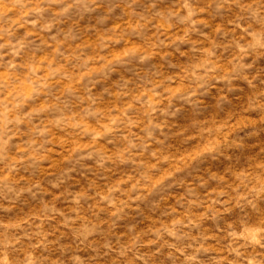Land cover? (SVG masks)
<instances>
[{
  "label": "clouds",
  "instance_id": "obj_1",
  "mask_svg": "<svg viewBox=\"0 0 264 264\" xmlns=\"http://www.w3.org/2000/svg\"><path fill=\"white\" fill-rule=\"evenodd\" d=\"M136 4L137 0H119L107 7L104 19L117 7L123 14L119 23L99 32L95 41L76 42L75 18L97 12L103 0H36L25 12L37 16L26 23L33 29L40 25L39 32L28 35H37L50 51L39 56L36 51L26 54L25 63L16 62L24 53V42L11 45V53H5L13 59L0 74V200L4 201L0 208L11 212L22 197H35L37 192L51 199L43 202V216L32 212L0 223V264H94L108 256L111 264H156L155 258L165 248L173 264H194L204 244H196V237H191V243H182L190 237L191 229L233 210L260 218L239 228L228 225V252L235 259H222L227 264H264V160L245 168L196 175L188 181L183 195L175 198L176 204L186 206L185 211L170 205L165 212L169 219L155 221L148 230L154 238H144L147 234L140 232L119 247L110 243L100 248L86 245L100 227L89 213L98 216L99 208L108 209L113 199L119 206L134 184L146 189L172 187L178 175L196 172L209 160L223 156L234 133L246 122L231 116L199 118L176 133L181 146L166 151L153 148L163 143L156 133L163 134L167 126L159 117L173 116L184 107L196 109L209 89L220 85L226 90L219 101L227 102L233 82L239 80L252 90L243 112L260 114L257 120L247 122L264 123V79L260 73L250 74L256 61L264 59V0H203L202 6L199 0H177V6L166 11L154 2L137 11ZM10 7L5 5V10ZM47 12L52 18L41 24ZM67 22L71 23L66 32L61 29L49 39L43 37V32ZM60 35L63 39H57ZM181 46L190 47L182 50ZM176 54L186 60L174 62ZM157 57L160 63L156 70L141 75V66ZM133 66L136 71L127 72V78L121 76L113 89L104 90L113 98L105 103L95 92L97 85ZM19 69L25 71L21 74ZM22 125H27L28 131L22 132ZM13 140L19 142L13 144ZM104 142L120 146L110 151ZM93 157L98 158V169L112 171L105 166L131 160L144 171L116 176L102 186L93 180L79 191L64 187L69 173L75 171L64 165ZM45 161L48 166L39 167ZM210 183L212 187H208ZM200 188H207L203 196ZM134 195L129 194V198ZM61 199L71 207L58 208ZM193 207L203 211L193 213ZM57 217L53 232L42 231L45 221ZM61 229L71 232L74 244L59 245L60 237L49 239L56 232L64 236ZM51 245H59L60 255L53 257L51 253L57 249ZM85 246L95 255L81 256ZM69 249L71 254L65 260Z\"/></svg>",
  "mask_w": 264,
  "mask_h": 264
},
{
  "label": "rangeland",
  "instance_id": "obj_2",
  "mask_svg": "<svg viewBox=\"0 0 264 264\" xmlns=\"http://www.w3.org/2000/svg\"><path fill=\"white\" fill-rule=\"evenodd\" d=\"M36 2V0H0V45H6L7 47L0 48V74L3 73L7 62L12 60L13 57L5 55V53H11V45L19 44L24 42L26 48L21 57L16 59L17 63H25L27 55L33 51L39 56L44 51H50V49L44 48L41 45V40L37 35H28L29 32H39L40 25L36 29L32 28L30 22L36 19L37 16L34 13L25 15V12ZM155 3L158 9L169 10L174 9L177 6V0H137L136 10L142 11L150 3ZM192 3H197V0H190ZM119 3V0H103V7L95 13H85L82 16H77L75 19L78 21L75 29V35L77 36L76 42L84 40H96L97 34L103 32L105 29L111 27L115 23L120 22V17L123 14V9L117 7L113 13L104 19L105 10L107 7ZM202 6L203 0H199ZM5 5L11 6L9 10H5ZM51 12L43 14V20L41 24L50 20ZM67 22L54 28L51 32H43L42 35L45 39H49L53 34L61 29L67 31L69 24ZM207 31V29H204ZM57 39H63V35L57 37ZM29 41L34 43L29 44ZM10 42V44H9ZM190 46H181L182 50H187ZM91 52V49H86ZM126 54V53H125ZM119 55V53H117ZM174 62L181 63L186 60V57H181L176 54L173 58ZM159 57L154 61L141 66L139 69L141 75L145 73H151L155 71L159 65ZM136 67L133 66L130 69L121 70L120 74H114L108 81L98 84L95 92L98 95H102L105 103H110L112 97H110L104 90L113 89L118 82H121V76L127 78V72L136 71ZM174 69H170L173 71ZM21 74L25 69L18 70ZM260 73L261 79H264V59L256 61L254 67L250 69V74ZM259 84V81H257ZM233 91L228 93V101L220 102L219 97L224 89L223 85L217 86L214 89H209L207 94L202 97L201 103L196 109L184 107L175 111L173 116L159 117V121H166L167 126L164 128L163 134L157 132L156 135L163 141L162 144H154L153 148H161L166 151H174L181 146V137L177 136L176 133L181 129L188 128L193 121L199 118H207L215 116L217 119H226L229 116L234 119H245L246 122L241 125L234 133L232 137L233 143L226 146L224 149V155L218 157L216 160H209L205 165L201 166V169L191 174L184 173L180 174L176 178V183L172 187H164L162 189H146V186L132 185L125 194L124 200L121 201L120 205L117 206L115 199L109 201L108 209L103 207L99 208L98 216H91V219L95 220L97 224H100L97 232L89 238L86 242L92 243V248H100L105 243H110L114 247H119L122 244H126L129 239L136 233H146L147 236L144 238H154L148 230L154 226V222L157 220H167L169 217L165 215L170 205H174L179 211H185V207H181L176 204V197L182 196L185 191L188 181L194 179L196 175L202 174L206 171H217L222 172L225 168H245L256 160H264V123H248L247 121L257 120L259 118L258 113L254 112H243V107L247 97L251 94V89L244 81H234ZM158 121V122H159ZM21 131H28L27 125L21 126ZM27 139V137H23ZM18 140H13L12 143H18ZM106 143V142H104ZM120 145L116 142L112 144L106 143V148L110 151H115ZM151 151V149H150ZM97 157L87 159L80 162H73L64 165L65 168H75V171L69 173V177L66 180L64 187L69 188L70 191H79L81 188H87L91 181H95L98 185H103L106 182H110L111 179L116 178L119 175H138L144 171L143 168L139 167L137 163L133 161H127L123 164H107L106 169L111 168L112 171H106L104 169H98L96 160ZM48 161L42 162L39 167H47ZM36 177L40 176L38 170H32ZM27 175V173H22ZM131 179V177H129ZM159 184V180L155 181ZM44 184H47V180H44ZM210 183L208 187H212ZM207 188H200L199 192L203 196ZM210 192L215 191L213 189ZM135 193L134 196L129 198V194ZM51 197L42 193L37 192L35 197L26 195L22 197L17 203L16 208L11 211H5L0 208V223L11 222L14 219L21 218L25 215L37 212L40 215H44L41 211L43 208V202H47ZM126 201V206H124ZM0 203L4 201L0 200ZM91 203V201H90ZM57 207L61 209H67L71 207L70 204L65 202L63 199L57 201ZM262 211H264V204L261 205ZM203 208L193 207L191 212L200 213ZM211 213H209V217ZM260 217L258 214L244 213L239 210H233L231 213L222 214L215 219H205L200 224L199 228H193L190 232V237L182 243H191V237H196V244L203 243L204 249L199 251L197 260L194 264H227L223 257H227L228 260L235 259L234 256L229 255L228 244L229 239L226 238L228 225L231 224L233 228H239L242 223L255 222ZM59 217L56 220H48L43 224L42 231L53 232L58 224ZM104 221L105 223H101ZM39 223V221H36ZM65 232L64 236H60V232H56L55 236H50V240H55L56 237H60L59 245H72L74 244V238L67 229H61ZM204 237H214L213 239H204ZM161 243H163L161 241ZM59 245H51L50 248L57 249L51 254L53 257L60 255L58 251ZM159 246V245H157ZM92 248L85 246L80 255L84 257H91L95 255ZM153 250V249H149ZM101 251L103 249L101 248ZM168 249L165 248L161 251V254L155 258L156 264H173V261L167 257ZM191 251V250H189ZM45 255L49 253H44ZM71 254V249L68 253L63 256V259L67 260ZM111 256L104 257L102 260L97 259L94 264H111Z\"/></svg>",
  "mask_w": 264,
  "mask_h": 264
}]
</instances>
